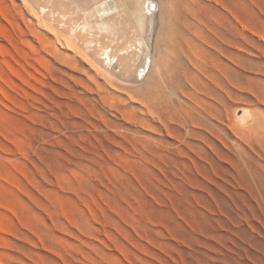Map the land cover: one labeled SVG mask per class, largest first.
<instances>
[{"label": "rangeland", "instance_id": "374dc122", "mask_svg": "<svg viewBox=\"0 0 264 264\" xmlns=\"http://www.w3.org/2000/svg\"><path fill=\"white\" fill-rule=\"evenodd\" d=\"M153 5L136 81L0 0V264H264V0Z\"/></svg>", "mask_w": 264, "mask_h": 264}, {"label": "bare ground", "instance_id": "6f19581e", "mask_svg": "<svg viewBox=\"0 0 264 264\" xmlns=\"http://www.w3.org/2000/svg\"><path fill=\"white\" fill-rule=\"evenodd\" d=\"M21 1L47 43H59L73 56L93 57L115 77L140 81L148 75L154 62L152 30L158 21L154 0ZM251 115L245 108L239 121L246 123Z\"/></svg>", "mask_w": 264, "mask_h": 264}, {"label": "snow or ice", "instance_id": "6c2138e0", "mask_svg": "<svg viewBox=\"0 0 264 264\" xmlns=\"http://www.w3.org/2000/svg\"><path fill=\"white\" fill-rule=\"evenodd\" d=\"M152 7L154 8V7H155V5H152Z\"/></svg>", "mask_w": 264, "mask_h": 264}, {"label": "built area", "instance_id": "2783aa9c", "mask_svg": "<svg viewBox=\"0 0 264 264\" xmlns=\"http://www.w3.org/2000/svg\"><path fill=\"white\" fill-rule=\"evenodd\" d=\"M155 8V7H154Z\"/></svg>", "mask_w": 264, "mask_h": 264}]
</instances>
